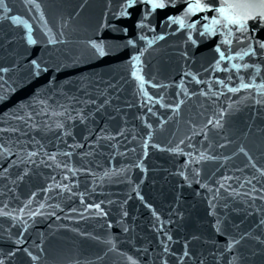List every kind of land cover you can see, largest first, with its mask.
<instances>
[{
  "label": "water",
  "instance_id": "water-1",
  "mask_svg": "<svg viewBox=\"0 0 264 264\" xmlns=\"http://www.w3.org/2000/svg\"><path fill=\"white\" fill-rule=\"evenodd\" d=\"M162 2L0 5V264H264V19Z\"/></svg>",
  "mask_w": 264,
  "mask_h": 264
},
{
  "label": "snow or ice",
  "instance_id": "snow-or-ice-1",
  "mask_svg": "<svg viewBox=\"0 0 264 264\" xmlns=\"http://www.w3.org/2000/svg\"><path fill=\"white\" fill-rule=\"evenodd\" d=\"M137 0H129V7H131L133 4H135ZM145 2L151 4V8L153 10L155 9H163L165 7V4L162 2H157V0H145ZM4 0H0V5H3ZM195 9H200L201 11L204 10L203 6L200 3H196L195 5H189L188 12L195 11ZM7 11V9H5ZM217 11L220 13V15L223 17L225 23V27L228 25H237L239 29L245 28V23L249 19H254L256 17H259L260 19H264V0H260L259 3H253L249 2V0H241V2H235V3H226L224 5H221ZM188 12L185 13V15L188 14ZM171 19V18H170ZM204 19H207L205 17ZM173 23H178L181 28H183L184 21L183 19H176L173 20ZM221 21L218 19H213L211 21V25H217L220 24ZM211 25H205L204 26V32H201L200 35L203 36L205 32L213 33L215 29ZM195 24L188 25L190 28H195ZM30 42L34 43V41ZM160 39H163V37H160ZM188 40H192L191 35L188 36ZM192 43L195 44L196 41L192 40ZM93 47H97L100 55H104L103 49L97 45H93ZM261 48H264V43L260 44ZM216 52L220 54V60L225 59V53L221 51L219 47L216 48ZM135 59H139V57H135ZM231 59V57H229ZM217 67H219V63H217ZM233 67H236L233 65ZM134 75H137L136 73H133ZM137 79L143 82V77L137 75ZM244 87H248V85H243Z\"/></svg>",
  "mask_w": 264,
  "mask_h": 264
}]
</instances>
